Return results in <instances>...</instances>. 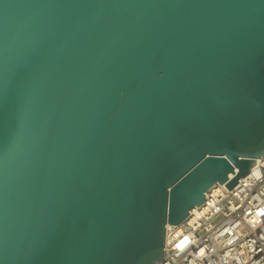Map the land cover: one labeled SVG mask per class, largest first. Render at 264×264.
Instances as JSON below:
<instances>
[{
    "label": "water",
    "instance_id": "1",
    "mask_svg": "<svg viewBox=\"0 0 264 264\" xmlns=\"http://www.w3.org/2000/svg\"><path fill=\"white\" fill-rule=\"evenodd\" d=\"M263 157L264 0H0V264H163Z\"/></svg>",
    "mask_w": 264,
    "mask_h": 264
},
{
    "label": "built area",
    "instance_id": "2",
    "mask_svg": "<svg viewBox=\"0 0 264 264\" xmlns=\"http://www.w3.org/2000/svg\"><path fill=\"white\" fill-rule=\"evenodd\" d=\"M226 185L209 189L184 223L166 226L163 264H264V157L231 191Z\"/></svg>",
    "mask_w": 264,
    "mask_h": 264
},
{
    "label": "bare ground",
    "instance_id": "3",
    "mask_svg": "<svg viewBox=\"0 0 264 264\" xmlns=\"http://www.w3.org/2000/svg\"><path fill=\"white\" fill-rule=\"evenodd\" d=\"M231 178H233V176H231ZM194 212H195V213L197 212V208L194 209Z\"/></svg>",
    "mask_w": 264,
    "mask_h": 264
}]
</instances>
